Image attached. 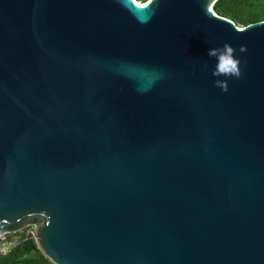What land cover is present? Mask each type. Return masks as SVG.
Wrapping results in <instances>:
<instances>
[{
	"label": "water",
	"instance_id": "95a60500",
	"mask_svg": "<svg viewBox=\"0 0 264 264\" xmlns=\"http://www.w3.org/2000/svg\"><path fill=\"white\" fill-rule=\"evenodd\" d=\"M216 1L0 0V236L34 224L51 264H264V21Z\"/></svg>",
	"mask_w": 264,
	"mask_h": 264
},
{
	"label": "trees",
	"instance_id": "16d2710c",
	"mask_svg": "<svg viewBox=\"0 0 264 264\" xmlns=\"http://www.w3.org/2000/svg\"><path fill=\"white\" fill-rule=\"evenodd\" d=\"M143 4L148 0H135ZM213 12L231 20L238 27L264 21V0H217L212 5ZM39 224L40 221H34ZM17 244L4 256L0 257V264H51L38 251L32 238H26V231L15 235Z\"/></svg>",
	"mask_w": 264,
	"mask_h": 264
},
{
	"label": "built area",
	"instance_id": "2783aa9c",
	"mask_svg": "<svg viewBox=\"0 0 264 264\" xmlns=\"http://www.w3.org/2000/svg\"><path fill=\"white\" fill-rule=\"evenodd\" d=\"M35 229L34 224H28L23 230L12 233V234H3L0 236V257L6 255L10 250L17 244L18 240L15 236L17 233L26 231V238L28 235H32L33 230ZM32 238V236H30Z\"/></svg>",
	"mask_w": 264,
	"mask_h": 264
},
{
	"label": "flooded vegetation",
	"instance_id": "af4514ba",
	"mask_svg": "<svg viewBox=\"0 0 264 264\" xmlns=\"http://www.w3.org/2000/svg\"><path fill=\"white\" fill-rule=\"evenodd\" d=\"M34 221H40L38 218L34 219Z\"/></svg>",
	"mask_w": 264,
	"mask_h": 264
}]
</instances>
